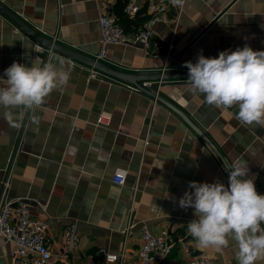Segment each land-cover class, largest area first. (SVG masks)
<instances>
[{
    "label": "crops",
    "instance_id": "1",
    "mask_svg": "<svg viewBox=\"0 0 264 264\" xmlns=\"http://www.w3.org/2000/svg\"><path fill=\"white\" fill-rule=\"evenodd\" d=\"M127 2L0 0L65 49H47L0 13V76L13 62L31 67L62 60L71 68L65 86L39 108L13 110L12 123L0 107V190L9 176L8 197L30 198V216L47 223L51 264H63L58 253L71 222L79 242L67 264H118L106 261L100 248L123 252L120 264H133L143 226L154 234L168 229L174 243L161 263L152 264H190L184 244L206 252L211 264H238L230 237L224 247H197L187 234L194 209H182L177 201L191 181L227 185L224 161L230 166L238 159L248 163L257 192L264 194V124L244 125L235 107L208 105L189 90L188 78L165 79L153 105L147 90L125 86L139 78L100 72L69 50L97 59L102 8L133 33L149 17L148 5L162 3L166 20L155 24L147 53L140 44H113L98 60L117 73L188 71L185 63H195L201 52L218 57L220 51L246 45L264 51V0H185L182 7L171 0H147L132 18L122 10ZM116 173L125 175L123 184L112 181ZM130 220L134 225L124 234ZM14 248L0 238V264H13Z\"/></svg>",
    "mask_w": 264,
    "mask_h": 264
},
{
    "label": "clouds",
    "instance_id": "2",
    "mask_svg": "<svg viewBox=\"0 0 264 264\" xmlns=\"http://www.w3.org/2000/svg\"><path fill=\"white\" fill-rule=\"evenodd\" d=\"M182 7L185 0H171ZM64 61L27 67L13 62L0 76V107L11 121L17 108H39L55 90L65 86L71 68ZM189 90L202 95L210 106L235 107L237 119L244 125L264 124V51L250 46L235 51H220L218 57L188 61ZM228 184L189 182V190L178 199L180 208L194 209L187 232L200 249L224 247L229 237L238 248V264H264V194L257 192L246 161L238 159L230 166L224 161Z\"/></svg>",
    "mask_w": 264,
    "mask_h": 264
},
{
    "label": "built area",
    "instance_id": "3",
    "mask_svg": "<svg viewBox=\"0 0 264 264\" xmlns=\"http://www.w3.org/2000/svg\"><path fill=\"white\" fill-rule=\"evenodd\" d=\"M147 0H128L123 12L132 18L137 14L144 2ZM149 17L144 20L133 33H128L117 23L116 18L102 8L98 14V23L100 26V51L97 59L106 57L107 48L113 44L134 45L140 44L146 53L150 48V38L154 33L156 23L165 22L166 4L148 5ZM36 51L41 52V45L35 44ZM169 70L164 68L162 70ZM176 70V68H171ZM97 72L91 70L90 76H96ZM165 79L142 80L139 84L127 83L125 86L134 92L148 90L152 96L153 105L157 103L161 85ZM116 184L125 182V175L116 173L112 177ZM10 186V177L7 176L2 182L0 190V238L12 242L15 246L11 252L13 264H51L53 254L47 240V223L30 216V198L27 196L8 197ZM196 219V218H193ZM191 219L190 221H192ZM189 221V222H190ZM188 222V223H189ZM133 222L128 221L124 234H127L133 226ZM188 234V232H187ZM190 235V234H188ZM79 234L76 224L71 222L63 230L61 247L58 258L67 264L68 255L77 247ZM173 241L169 236L168 229H163L159 233H152L147 227L143 226L140 233V244L136 250V259L133 264H152L161 263L172 251ZM183 253L189 257L190 264H211L213 258L206 252H193L187 244L183 245ZM106 261L117 262L120 264L124 253H112L104 248L98 250Z\"/></svg>",
    "mask_w": 264,
    "mask_h": 264
},
{
    "label": "water",
    "instance_id": "4",
    "mask_svg": "<svg viewBox=\"0 0 264 264\" xmlns=\"http://www.w3.org/2000/svg\"><path fill=\"white\" fill-rule=\"evenodd\" d=\"M0 13L7 17L10 21H12L16 26H18L21 30L26 32L28 35L36 39L38 42L46 46L47 49H63L58 42H55L49 37H46L39 33L38 31L34 30L31 26H29L24 20H22L17 14L9 10L3 4L0 3ZM65 50V49H63ZM72 52L73 57L78 60H83L88 65L92 66L93 68L97 69L100 72H104L108 75L130 80L133 77L139 78L138 80L134 81L133 84H139V80H156V79H171V78H188V71H177V70H165L163 72H156L151 74H135V73H128V72H115L112 70H108L105 66H108L104 62L96 59L95 57L90 56H81L74 52L73 50H69ZM76 53V54H75ZM109 67V66H108ZM147 90V89H146ZM148 91V90H147ZM149 92V91H148ZM150 93V92H149Z\"/></svg>",
    "mask_w": 264,
    "mask_h": 264
},
{
    "label": "trees",
    "instance_id": "5",
    "mask_svg": "<svg viewBox=\"0 0 264 264\" xmlns=\"http://www.w3.org/2000/svg\"><path fill=\"white\" fill-rule=\"evenodd\" d=\"M124 5H125V3H124ZM124 5H123V6H124ZM122 10H123V8H122ZM142 22H143V20H142Z\"/></svg>",
    "mask_w": 264,
    "mask_h": 264
}]
</instances>
